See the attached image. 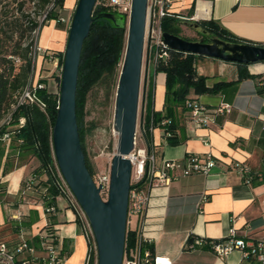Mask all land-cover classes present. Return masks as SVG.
Returning <instances> with one entry per match:
<instances>
[{
  "label": "crops",
  "instance_id": "obj_1",
  "mask_svg": "<svg viewBox=\"0 0 264 264\" xmlns=\"http://www.w3.org/2000/svg\"><path fill=\"white\" fill-rule=\"evenodd\" d=\"M76 2L63 0L60 16L66 21H45L37 30V45L52 52L64 51L68 19ZM170 10L180 21H211L244 41L264 44V0H173ZM35 68L34 78L49 89L54 87L52 65L38 57ZM195 68L205 77L208 90L190 91L189 96L211 108L221 103L231 105L230 112L217 113L207 125L197 128L189 123L181 106L165 116V74L150 62L142 67L138 118L143 131L139 141L140 145L153 146L156 165L160 166L163 159L184 163L188 153H210L217 160L207 174L179 175L168 185L153 188L147 213L159 230L151 251L168 258L171 264H262L236 250L219 258L207 244L194 249L185 245L195 238L221 239L232 226L238 236L264 243V61L237 64L198 55ZM161 117L173 122L175 144L167 143L165 127L159 124ZM13 145L5 149L0 141V238L14 240L20 227L37 246L50 220L68 251L62 264H85L88 244L65 198L59 194L48 198L56 209L45 215L43 185L21 195L22 181L40 163L36 157L27 156L25 162L15 164L23 157H16ZM235 161L249 165L257 178L246 184L233 166ZM36 174L39 180L47 177L40 169ZM204 195L206 200L201 202Z\"/></svg>",
  "mask_w": 264,
  "mask_h": 264
},
{
  "label": "built area",
  "instance_id": "obj_2",
  "mask_svg": "<svg viewBox=\"0 0 264 264\" xmlns=\"http://www.w3.org/2000/svg\"><path fill=\"white\" fill-rule=\"evenodd\" d=\"M172 2L173 0H148L147 3L143 59L146 62L152 63L154 68L157 67L160 61L167 59L170 55L169 49L171 48L164 42L161 23L165 17L174 16L170 10ZM96 3L111 8L129 18L132 0H96ZM44 17L45 15H42L39 20L42 21ZM71 18L68 19L69 25ZM58 20L62 22L66 21L62 16H59ZM37 57H41L44 62L50 63L53 67L54 87L51 89L45 83L39 81V79L34 78ZM12 58L15 65L21 63L20 57ZM31 61L33 70L29 75L27 83L14 93L11 109L0 118V141L4 144L5 149H8L12 144V135L14 133L12 129L25 123V117L20 116L17 123L11 125L12 110L17 106L30 103L37 105L44 111L45 104L37 97L38 89H45L50 93L59 94V87H57L59 83H57L56 77L60 78L62 65H59V58L56 54L46 48L40 47L35 41ZM181 107L187 113L189 123L195 128L207 125L214 119L217 113H228L231 110V105L228 103H221L217 107L211 108L193 97L185 98ZM170 122L171 120L168 118L161 121L162 125H168ZM142 131L143 127L139 124L138 118L134 146L128 154L131 162V176L128 193L125 245L121 264H171L168 258L156 256L151 251V244L156 238L155 233L159 230V226L151 222L147 213L152 190L159 185H168L179 175L193 173L207 174L216 165L217 160L210 153L204 155L188 153L184 157V163L172 159H163L160 166H157L153 146L140 145L138 143ZM17 142H20V140ZM233 166L241 174L244 182L249 184L254 176L249 165L244 162L235 161ZM46 173L53 179L59 190V195L65 198L68 207L74 212L87 244L92 239L95 249L90 225L75 196L61 175L53 149L51 162L47 164ZM93 180L95 185L100 187L102 198L106 199L109 189L110 170L94 174ZM36 183L37 177L32 174L25 178L22 181L21 195L24 196L28 191H32ZM45 189L43 187L42 191H45ZM205 200L206 196L204 195L201 202ZM55 209L56 207L53 204L44 206L45 215H50ZM49 223H51L50 220L46 224ZM52 227V231H48L45 228L43 233L40 234L37 246L26 238L25 231L20 227L16 232L14 240L7 241L0 238V264H62L67 257L68 251L64 250L61 238L56 232L55 224H52ZM127 234L129 236L132 234L129 237L128 243H126ZM202 244H207L219 258H223L236 250L241 253L242 257H253L264 264V243L260 240L254 241L238 236L233 226L221 239L195 238L192 241H188L185 246L188 249H194ZM88 258L89 247L85 264H87Z\"/></svg>",
  "mask_w": 264,
  "mask_h": 264
},
{
  "label": "water",
  "instance_id": "obj_3",
  "mask_svg": "<svg viewBox=\"0 0 264 264\" xmlns=\"http://www.w3.org/2000/svg\"><path fill=\"white\" fill-rule=\"evenodd\" d=\"M147 3L148 0H132L127 22L126 45L113 114V129L118 139L116 153L110 161L106 199L102 198L100 187L95 185L86 166L75 112L81 51L94 20L92 12L96 0H77L63 51L58 107L51 129L52 149L61 175L90 225L96 249V264H121L124 252L131 176L128 154L134 146L139 115ZM98 17L113 21L117 19L114 13H101ZM180 22L204 35L207 41L163 32L164 42L171 49L234 63L264 61V46L223 40L193 19H181Z\"/></svg>",
  "mask_w": 264,
  "mask_h": 264
},
{
  "label": "trees",
  "instance_id": "obj_4",
  "mask_svg": "<svg viewBox=\"0 0 264 264\" xmlns=\"http://www.w3.org/2000/svg\"><path fill=\"white\" fill-rule=\"evenodd\" d=\"M38 8L45 15L42 21L32 18L29 14L21 11L22 5H19V16L14 17L11 21H0V118L4 116L13 103L14 93L23 87L33 70L31 59L27 56L28 48L33 41L22 47L24 38H28L32 32L39 29L41 25L51 19L58 18L61 15L63 0H38ZM101 13H114L117 15L115 21L105 17H98ZM92 17L94 18L88 36L84 39L76 87V119L78 132L81 141L82 150L85 157L86 166L94 176V170L90 165L87 153L84 147V135L87 130L85 121V106L90 90L98 84L104 76L111 75L121 61L124 52L126 22L125 16L117 13L111 8L95 4ZM180 19L174 16L165 17L162 20L163 32L180 35L179 31ZM212 34L219 38L230 42H251L244 41L219 25L208 21L201 22ZM264 46V44H256ZM170 55L167 59L160 61L155 68L156 71L165 74V97L164 108L165 116H171L177 106H182L185 98L189 96L190 91L194 93H202L207 91L205 86V77L197 74L195 68L196 54L169 49ZM59 58V65H62L63 52H54ZM13 56H19L22 63L15 65ZM243 64V63H237ZM57 83L60 78L56 77ZM37 97L45 104L44 111L37 105L25 103L17 106L12 110L11 125L17 123L20 116L25 117V123L22 126H16L13 130L12 143L15 149L16 157L22 158L27 156L36 157L40 163L31 174L36 176L38 181L34 188L43 185L45 191L41 196L45 201V206L53 204L51 199L59 194L53 179L46 173L47 164L51 162L52 142L51 129L56 116L58 106V94L50 93L45 89L37 90ZM164 117L160 118L159 124ZM147 122H144V126ZM165 127L164 137L167 143H176V131L173 122ZM20 140V142H17ZM3 151L0 150V156ZM42 170L46 174V179L39 180L36 172ZM257 177L254 175L252 180ZM47 195H51L48 197ZM53 223L46 224L45 228L52 231ZM132 235V234H131ZM130 235V236H131ZM129 234H127L126 243L129 242ZM89 258L87 264H96V251L94 249L93 240L88 243Z\"/></svg>",
  "mask_w": 264,
  "mask_h": 264
},
{
  "label": "rangeland",
  "instance_id": "obj_5",
  "mask_svg": "<svg viewBox=\"0 0 264 264\" xmlns=\"http://www.w3.org/2000/svg\"><path fill=\"white\" fill-rule=\"evenodd\" d=\"M20 4L22 5L21 11L23 13L29 14L32 18L38 20L42 17V10L37 6L38 0H0V21H11L14 17L19 16L20 10L18 8ZM125 22H128V17H125ZM179 31L180 36L182 37L192 40H198L199 38L198 33L181 22L179 23ZM36 33L37 29L32 32L28 38L25 37L22 42V47L29 44L31 41V35H33V41L32 44H30L27 53V56L31 60ZM126 38L127 30H125L124 45H126ZM37 60L38 57L35 66ZM122 61L123 57L114 72L111 75L104 76L103 79L90 90L85 106L87 130L84 135L83 143L88 161L92 166L95 175L110 168L111 158L116 153L118 135L113 129V114L115 93ZM145 62L146 60L143 59V65ZM138 143H140V141ZM26 159L27 157L25 156L20 159V161L16 160L14 163L19 164L25 162Z\"/></svg>",
  "mask_w": 264,
  "mask_h": 264
},
{
  "label": "flooded vegetation",
  "instance_id": "obj_6",
  "mask_svg": "<svg viewBox=\"0 0 264 264\" xmlns=\"http://www.w3.org/2000/svg\"><path fill=\"white\" fill-rule=\"evenodd\" d=\"M199 23L201 24V22L199 21ZM202 25V24H201ZM206 30H208L206 27H204ZM209 31V30H208ZM198 39H204V41H207V39L205 38V36L204 35H201V34H199V38ZM194 40H196V39H194Z\"/></svg>",
  "mask_w": 264,
  "mask_h": 264
},
{
  "label": "bare ground",
  "instance_id": "obj_7",
  "mask_svg": "<svg viewBox=\"0 0 264 264\" xmlns=\"http://www.w3.org/2000/svg\"><path fill=\"white\" fill-rule=\"evenodd\" d=\"M126 27H127V22H126Z\"/></svg>",
  "mask_w": 264,
  "mask_h": 264
}]
</instances>
